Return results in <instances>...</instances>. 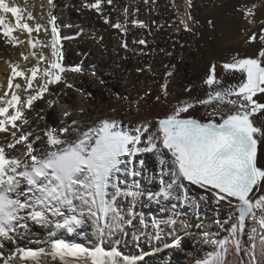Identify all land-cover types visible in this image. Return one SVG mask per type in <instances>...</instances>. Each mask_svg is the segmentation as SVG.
<instances>
[{"label":"snow or ice","instance_id":"snow-or-ice-1","mask_svg":"<svg viewBox=\"0 0 264 264\" xmlns=\"http://www.w3.org/2000/svg\"><path fill=\"white\" fill-rule=\"evenodd\" d=\"M104 4L112 5L113 0H84L81 7L102 13ZM254 7L242 5L237 9L249 24L254 23L250 19ZM5 14H10L15 23H7ZM124 15V24L116 22L111 26L126 32L127 8ZM25 19L34 17L28 13L25 18L20 6L0 0V35L7 43H25L14 35L18 29L28 33L30 49L38 46L50 49V57L42 51L39 54L30 51L28 55L22 52L25 61L31 57L36 64L27 70H22L18 64L12 65L8 90L0 96V133L6 134L5 139L11 138L0 145V262L49 264L50 258L59 264H136L116 247L106 250L102 242L115 238L118 245L125 235V225L131 223L120 211L118 200L123 196L135 201L140 194L135 190H122L120 173L137 175L135 168L130 171L129 166L142 151L157 154L162 166L159 192L149 198L179 200L181 191L191 185L210 193L217 205L226 201L238 213L236 222L228 229V236L215 241L214 250L197 264H223L230 244L239 254L241 248L237 237L244 231L245 221L249 218L255 225L253 235L249 237L253 241L251 251L255 261L258 231L260 244L264 245V194H259L264 190V166L258 164V145L264 144V127L257 126L252 117L264 115V47L255 58H234L222 65L236 80L227 87H221L216 65H211L204 79L209 89L206 97L179 101L169 114L158 120L156 138L149 137V143L143 148L139 146L140 135H131L109 120L101 121L72 141L62 138L59 131L48 130L44 133L45 139L36 137L41 141L37 145L30 140L32 133L23 130V125L28 123L26 111L43 98L50 85L62 80L66 70L60 62L62 54L55 17L48 22L51 25L50 42L32 36L34 31L38 35L41 30L48 33L47 27L40 24L32 27ZM104 23H109L107 16ZM131 23L146 27L143 21L133 19ZM181 23L189 30L183 20ZM256 40L264 45V34L253 33L247 42ZM138 43L144 45L146 41L141 39ZM122 46L126 48L127 44ZM42 64L47 66L41 69ZM167 75L172 76V72ZM17 77L22 78L23 83H14ZM162 91L166 97L167 82L162 85ZM186 91L191 92V89ZM198 106L205 109L208 120L191 116L190 110ZM60 131L67 133L69 129ZM147 131L146 125L137 129V133ZM18 145L26 150L20 151ZM6 149L20 154L10 155ZM164 167L171 177L167 182L163 177ZM29 222L46 230L48 240L36 243L47 246L39 249L16 246L5 256L2 250L7 244H17L19 239L29 237ZM140 223L146 232L149 224L143 220ZM161 223L151 221V226L156 229L154 233H146L151 239H159ZM89 226L93 235L100 238L101 245L90 248L68 238L80 235Z\"/></svg>","mask_w":264,"mask_h":264},{"label":"bare ground","instance_id":"bare-ground-1","mask_svg":"<svg viewBox=\"0 0 264 264\" xmlns=\"http://www.w3.org/2000/svg\"><path fill=\"white\" fill-rule=\"evenodd\" d=\"M9 2L20 6L25 18L28 13L32 14L34 19H25V22L30 26L34 27L36 24H40L48 28V33L41 30L39 35L34 31L32 33L34 38L50 42L51 25L48 22L51 17H55L58 33L61 31L63 34V36L59 35L61 54L64 56L66 49L65 53L67 54L68 51V54L76 59H79L83 54L87 55L84 66L87 70L79 71L76 69V71H73L74 73H71V66H68L65 60L64 63L62 59L60 62L66 70L63 73L62 80L58 84L50 85L49 91L44 94L43 98L35 101L33 107L26 111L28 123L23 125V130L32 133L30 140L37 145L41 141L36 140V137H41L42 140L45 139L44 133L48 130L59 131L61 137L66 140H70L72 137L75 140L82 132L96 127L101 120L110 118L116 122L121 121V126L132 132L134 128L146 125L148 131L142 133L141 144L139 145L143 148L149 143V137L155 139L158 134L154 123L156 118L165 117L179 101L206 97L209 89L204 84V79L209 74L211 65H216V76L221 80V87H227L225 81L229 79L232 84L236 83V80L218 65L220 59L235 53L236 55L238 53L244 55L242 58H255L258 56L260 48L264 47L259 40L252 43L247 42L246 37L239 32L242 28L247 30V24L249 23L247 19L243 20L242 12H238L237 9L242 5L252 6L254 0H155V3H152V0H149L148 3H145L144 0H113V6L108 8L109 6L103 5V12L100 14H97L95 10L83 9L81 5L84 0H52L51 4L48 3V0H9ZM261 2L262 0H260ZM56 4H61L58 10L62 9L61 6L64 7L63 14H54ZM226 6L228 9L230 7L235 9V14L229 13L231 10L226 11ZM125 8L128 9L127 17L134 16L136 20L143 21L146 27L140 28L130 24L128 26L127 23V31L121 37L116 35L117 31L111 25L114 23L112 21L117 20L118 17L125 20L123 12ZM106 12H110L111 16L108 24L104 23ZM5 15L7 23H15L10 14ZM253 16L250 18L254 21L252 25L255 28L252 30L264 29V23H261L264 21L263 2L256 6V13ZM122 18L120 20L125 22ZM182 20L187 24L189 30H185L184 24L181 23ZM209 21H212L211 25ZM120 32L122 33V31ZM260 34L264 33L260 32ZM14 35L24 40L25 43L12 45L7 43L6 38L0 35V96L8 90L7 81L11 75L12 65L18 64L22 70H27L36 64V60L31 57L28 61H25L21 56L22 52L28 55L30 51H36L38 54L42 51L45 56L50 57L49 48H40L39 46L36 49L29 48L27 45V32H21L17 29L14 31ZM101 36L102 42L101 40L99 42L98 37L101 38ZM130 38H134L132 40L135 41V44L131 42L130 46L127 49L125 48L126 51H122L118 41L129 40ZM141 39L146 41L144 45L138 43ZM101 45L104 46V51L99 48ZM161 62L168 65L161 64ZM145 63L152 66L150 72L142 68ZM107 65L114 68L116 73L114 80L107 79L105 74ZM46 66V64H42L41 69ZM129 67L131 68L128 71ZM140 69L142 72L140 71L141 74L137 75V71ZM169 70H171L172 76L164 80L163 73L166 71L168 73ZM85 78L92 81L93 85L101 90L98 92L100 98H87L82 93L75 92L72 84L84 83L82 79ZM101 79L103 82L99 81ZM158 80L167 82L168 95L166 97L164 92L159 89L160 83ZM17 82L23 83L22 78H15L14 83ZM187 84L192 85V87L190 85L191 92H185ZM115 85L127 92L128 95L125 96L124 100L114 96L113 87ZM153 92L160 96L158 102L162 100L164 104L150 102L148 94ZM142 94L147 95L142 97ZM132 97L136 98L135 100L138 103L140 102L139 106L131 102ZM137 98H140V100ZM53 103H56L57 107H54ZM158 107L162 108V112L159 111V114L153 115ZM110 109H114V112L110 113ZM48 114L59 117L58 129L54 130L50 126L48 127L46 123ZM190 114L192 117L196 115L201 118L202 116L201 120L203 121L209 119L205 114V109L200 106L191 109ZM184 115L187 116L188 114ZM252 119L257 126L264 127V115L257 114ZM87 122L86 126L85 123ZM65 128L69 129V132L60 131ZM5 136L6 134L0 133V145L6 144L11 139L10 136L5 139ZM17 148L20 151L26 150L21 145H18ZM6 152L10 155L18 156L20 154L15 150L6 149ZM139 159L144 160V165L139 168V164L134 162V168L138 174L133 177L135 179L139 178L145 169H148L153 173L156 182H160L162 166L158 155L153 152L142 151L135 158L138 162ZM258 164L264 166V144L258 145ZM127 175L129 176V174ZM163 177L166 182L171 179L167 167H164ZM120 179L124 184V178L121 174ZM127 181H130V178H127ZM136 183L138 182L133 183L132 181V184H129V190H134L131 186ZM150 187H147L148 191L152 190ZM160 187L156 190V193L159 192ZM135 191L140 194L135 201L125 199L126 205H124L121 204L120 197L118 206L124 217L130 220L133 214L132 210L136 209L139 215L136 221L138 224L131 220V223L125 225V235L120 238L118 245L115 238H112L104 239L102 246L106 250L113 247L118 248L123 255L133 258L136 264H171L173 254H176L177 259L175 258L172 264H197V261L205 259L207 254L214 250L215 241L228 236V229H230L232 223L236 222L235 217L238 215L226 201H222L217 205L210 193H205L203 190L191 185L187 186L184 194L181 191L179 200L149 198L152 193L149 195L144 193L145 189ZM259 194H264V190ZM204 195H207L208 198L202 199L201 197ZM182 201L184 202L183 205L180 203ZM148 204L147 209L150 207L157 209H153L149 215L142 214L140 210L137 211L138 205L146 208ZM216 206H220V211H217ZM212 208H214V211H212ZM184 212L186 213L184 214ZM217 215H219V220L214 221L213 219L214 217L217 218ZM145 217L146 219H144ZM142 219L149 224L146 232L144 225L140 223ZM196 220H201L200 226L193 225ZM151 221L162 222L158 230V240L151 239L148 235L156 231L151 226ZM183 222L187 224L189 231H194L192 232L194 234L183 235L191 243L178 247L176 243L183 236H178L172 243L169 241L170 230H174L173 228L182 229ZM29 223V237L19 239L17 244H7L2 250L5 256L14 250L16 246H26L25 248L33 249L47 246L46 243H36V241L46 242L48 240L46 230L41 227L31 229V222ZM254 226L253 221L249 218L245 221L244 231L238 234L237 238L240 241L241 251L239 252L238 262L234 264H264V245L260 244L259 231L256 233L255 238V261L252 258L253 241L249 237L253 235L252 228ZM182 230H180L181 233H187L185 228ZM208 236L212 240L205 241V237ZM68 238L90 248L101 245L100 238L93 235L90 226L82 231L80 235ZM164 239H166L165 243L168 242V245L164 244ZM158 246L161 252L157 251ZM232 246L235 248L234 245L230 244L228 251ZM154 249L157 251L156 256L158 258H154V253L149 252V250ZM133 251L144 254V258L141 259V255L131 256ZM228 251L224 255L223 264H225ZM13 264H17V262L14 261ZM49 264H59V261L52 262L49 258Z\"/></svg>","mask_w":264,"mask_h":264},{"label":"rangeland","instance_id":"rangeland-1","mask_svg":"<svg viewBox=\"0 0 264 264\" xmlns=\"http://www.w3.org/2000/svg\"><path fill=\"white\" fill-rule=\"evenodd\" d=\"M92 2V0H89V2ZM256 1V3H254ZM254 2L252 3L253 5L251 6V5H249V6H247V7H253V6H257V5H259V4H261L262 2L264 3V0H262V2L260 3V0H254ZM259 4H258V3ZM255 4V5H254ZM60 5L61 4H56V7H55V11H54V14L56 15H58V14H63V9H64V7L63 6H61V8L62 9H60V10H58L59 9V7H60ZM106 7H108V8H111L110 6H113V4L112 5H107V4H104ZM256 6H255V10H254V8H253V12H254V15H255V13H256ZM233 8H229L228 9V7L226 6V11L228 10V11H230L231 10V12H229V13H231L232 15H234L235 14V12H236V10L235 9H233ZM112 10V9H111ZM238 11V10H237ZM78 12V11H77ZM112 12V11H111ZM124 12V11H123ZM238 12H240V11H238ZM97 13V12H96ZM97 14H100V13H97ZM230 14V15H231ZM105 15L108 17V19H110V12H106L105 13ZM104 15V16H105ZM252 17H254V16H252ZM251 17V18H252ZM120 18H122V17H118L117 18V20H113L112 21V23L114 22H119V23H123L124 24V22H122V20H120ZM132 18V19H131ZM133 18L135 19V17L134 16H129V17H127V21H128V26H129V24L132 26V24L130 23L132 20H133ZM123 19V18H122ZM131 20V21H130ZM136 20V19H135ZM243 20H246V19H244V16H243ZM123 21H125L124 19H123ZM247 22V21H246ZM113 23V24H114ZM262 23V22H261ZM250 28H251V30H250ZM253 28H255L252 24H247V30H245L244 28H242V29H240V33L242 34V36H245L246 37V40L248 41V39H249V37L253 34V33H256V34H260V32H261V30L260 29H258V30H252ZM115 29V31H117V33H116V35H118V36H123L124 35V33H125V31H122V33L120 32L121 30L120 29H117L116 30V28H114ZM262 29V28H261ZM246 31H249V32H246ZM120 34H122V35H120ZM245 34V35H244ZM250 34V35H249ZM258 34V35H259ZM59 35H61V36H63V34H62V32L60 31V33H59ZM100 36V35H99ZM99 39H98V41L100 42V40H101V42H102V36H101V38L100 37H98ZM131 39V38H130ZM129 39V40H130ZM133 40H134V38H132ZM123 40V41H118V43H120L119 44V46H120V48L122 49V51H126V49L128 48V46H130V44H131V42H133V40ZM128 42V43H127ZM135 42V41H134ZM133 42V43H134ZM252 42H254V41H252ZM251 42V43H252ZM122 43V44H121ZM126 43L127 44V47H126V49H125V47H123L122 48V46L121 45H124V44ZM132 43V44H133ZM135 44V43H134ZM102 51H104V46L103 45H101L100 47H99ZM65 51H66V49H65ZM65 51H64V56L62 55V59H63V62H64V60H65V62L68 64V66H71V68H72V70H71V73H74L73 71H76V69L77 70H79V71H86L87 70V68H84V66H85V64H86V60H87V55L86 54H83V55H81V57H79V59L77 58H73V57H71L69 54H68V51H67V54L65 53ZM241 53H238L237 55H236V53L235 54H233V55H231V56H227V57H225V58H222V59H224V60H222V59H220V61H219V63H218V65L221 67V68H223L222 67V65L224 64L223 62H225V63H230V62H232L233 61V59L234 58H236V59H240V58H242V57H244V55L242 56V54L240 55ZM238 55H240V56H238ZM169 56V55H168ZM237 56V57H236ZM250 57V56H249ZM227 59V60H226ZM229 60V61H228ZM64 62V63H65ZM221 62V63H220ZM70 64V65H69ZM83 64V65H82ZM161 64H164V63H162L161 62ZM164 65H168V64H164ZM64 66V65H63ZM144 66V67H143ZM142 66V68H145V70L146 71H148V72H150L152 69V66L151 65H149V64H147V63H145L144 65ZM65 67V66H64ZM131 67H129L128 68V71H129V69H130ZM74 69V70H73ZM127 71V70H126ZM127 71V72H128ZM142 72V70L140 69V70H138L137 72H138V74L137 75H139V74H141V72ZM169 71H171V70H169ZM111 72H112V74H111ZM167 72V71H166ZM166 72H164L163 73V78H164V80H166L169 76L167 75V73ZM105 74L107 75V79H109V80H114L115 79V75H116V73H115V71H114V68L113 67H111V66H109V65H107V67L105 68ZM109 75V76H108ZM97 77H98V74H97ZM82 80H84V83L83 82H81L80 84H72V86H73V89H75V92L77 91V92H79L80 94L82 93L85 97H87V98H100L101 96H100V94L98 93L99 91H101L100 89L98 90L94 85H93V83H92V81H90V80H86V78L85 79H82ZM99 81H101V82H103V80L101 79V80H99ZM159 81V89L162 91V85L163 84H161V83H165V82H163V80H158ZM162 81V82H161ZM226 82V84H227V86L229 85V84H231V82L229 81V79H228V81H225ZM190 85L191 84H187V86H186V89H191V87H192V85H191V87H190ZM95 89V90H94ZM74 92V93H75ZM163 92V91H162ZM185 92H186V90H185ZM156 92H153V93H151V94H148V96H149V98H150V102H153L154 104H157V103H161V104H164L163 103V101L161 100L160 102H158V99H157V97H160L159 95H157V93L155 94ZM113 94H114V96L116 97V98H118V99H122V100H124L125 99V96L126 95H128L127 94V92L124 90V89H122V88H120L119 86H117V85H115L114 87H113ZM147 94H142V97H145ZM154 95V96H153ZM161 95H163L162 93H161ZM152 98V99H151ZM136 98H134V97H132L131 98V102L132 103H135V105L137 104V106H139V104H140V102L138 103V101L137 100H135ZM138 100H140V98H137ZM53 106L54 107H57V105H56V103H53ZM158 109V110H157ZM162 110V108H160V107H158V108H156L155 109V112L153 113V115H156V114H159L160 112H162L161 111ZM160 111V112H159ZM109 112L110 113H113L114 112V109H110L109 110ZM196 115H194V117H195ZM196 118H199V116H196ZM201 118H202V116H201ZM201 118H199V119H201ZM150 119V118H149ZM46 123L48 124V127L50 126V128L51 129H54V130H56V129H58V127H59V117H57V116H55V115H53V114H48L47 115V117H46ZM86 124H88V122L87 123H85V125ZM87 126V125H86ZM57 127V128H56ZM73 140V137L69 140V141H72ZM141 159H139V161H140ZM135 162H137L138 164H139V162L137 161V160H135ZM142 162V163H141ZM141 162H140V164H139V168H141L143 165H144V160H141ZM132 167H134V164L132 165ZM129 170L131 171V169H130V166H129ZM122 176H123V178H124V184H123V182H122V180L120 179V186H121V188H122V190H124V191H128L129 190V184H132V181H133V183H135V182H138V183H136V184H133L131 187L134 189V190H138V189H141V190H144L145 189V191H144V193H146V194H151L152 193V195L153 194H156V190L160 187V182H156V179L153 177V173L151 172V171H148V169H145V171H144V173L141 175V176H139V178H134L132 175H130L129 174V176L127 175V174H125V173H120ZM147 174V175H146ZM134 179H133V178ZM127 178H130V181H127ZM138 179V180H137ZM144 182V183H143ZM124 186H123V185ZM149 186H151L150 187V189H152L151 191H148L147 190V187H149ZM141 187V188H140ZM120 201H121V204H124V205H126V201H125V198H123V197H121V199H120ZM148 203V202H147ZM181 203V205H183L184 204V202L182 201V202H180ZM145 204H146V202H145ZM148 206H149V204L146 206V208H144L143 206H139L138 205V208H137V211L138 210H140L141 211V213L142 214H147V215H149V213L150 212H152V210L153 209H157V208H154V207H150L149 209H147L148 208ZM220 206H216V208H217V211H220V208H219ZM133 212V214H132V216H131V220H133V222L135 221V223H137L136 221H137V219H138V212H136V209H133L132 210ZM212 211H214V208H212ZM186 212H184V214H185ZM219 215H217V218L216 217H214V221H216V220H219V217H218ZM150 218V217H149ZM144 219H146V217L144 218ZM144 219H142L143 221H145ZM201 221V220H200ZM200 221L199 220H196L195 222H194V226H200ZM148 222H150V221H148ZM217 223V222H216ZM138 224V223H137ZM218 224V223H217ZM187 224L185 223V222H183L182 223V229H184L185 228V232H187L186 234L185 233H181V231H183L182 229H180V228H173L174 230H170V232H171V236H169L170 238H169V241L170 242H172L173 243V241H175V239L178 237V236H183V235H191V234H194V233H192V232H194V231H189L188 230V226H186ZM39 226H35V225H32L31 226V229H37ZM165 227V226H164ZM181 230V231H180ZM188 230V231H187ZM205 233H207L206 231H205ZM207 235H208V233H207ZM165 240L166 239H164L163 241H164V244L165 245H168V242H166L165 243ZM181 240H183V241H181ZM209 240H212L211 239V237L210 236H208V237H205V241H209ZM110 241V240H109ZM186 243H188V244H190L191 243V241H189V239L188 238H186L185 236H183V238H181L180 240H179V242L178 243H176V246H178V247H183L184 246V244H186ZM183 244V245H182ZM22 247H26V246H22ZM160 247L158 246L157 247V249H159ZM156 249H154V250H149V252L150 253H154V258H158V256H156V252L157 251H155ZM158 251H160L161 252V250L159 249ZM135 252V253H134ZM136 255H141L140 256V258L141 259H143L144 258V254H142V253H140V252H136V251H133V252H131V256H136ZM143 255V256H142ZM152 256V255H151ZM235 256V257H234ZM171 257V256H170ZM240 257V254H238L236 251H235V248L232 246L230 249H229V251H228V253H227V258H226V261H225V264H234V263H237L238 262V258ZM153 258V257H152ZM177 259V257H176V254H173V257H172V259H171V264H172V261H174V259ZM162 259V258H161ZM169 260V259H168ZM170 261V260H169ZM153 263V262H152Z\"/></svg>","mask_w":264,"mask_h":264}]
</instances>
